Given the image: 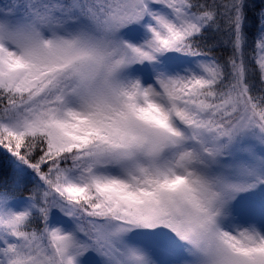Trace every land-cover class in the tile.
<instances>
[{"label": "snow or ice", "instance_id": "1", "mask_svg": "<svg viewBox=\"0 0 264 264\" xmlns=\"http://www.w3.org/2000/svg\"><path fill=\"white\" fill-rule=\"evenodd\" d=\"M251 7L0 0V264H264Z\"/></svg>", "mask_w": 264, "mask_h": 264}, {"label": "trees", "instance_id": "2", "mask_svg": "<svg viewBox=\"0 0 264 264\" xmlns=\"http://www.w3.org/2000/svg\"><path fill=\"white\" fill-rule=\"evenodd\" d=\"M252 7L248 11V48L249 50L253 48L256 34L258 32V19L256 13L260 10L261 7H264V0H250ZM223 51V49H221ZM0 166L7 167L6 160H0Z\"/></svg>", "mask_w": 264, "mask_h": 264}]
</instances>
